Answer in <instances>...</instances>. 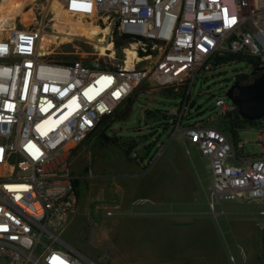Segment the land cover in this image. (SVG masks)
<instances>
[{"label":"built area","instance_id":"obj_1","mask_svg":"<svg viewBox=\"0 0 264 264\" xmlns=\"http://www.w3.org/2000/svg\"><path fill=\"white\" fill-rule=\"evenodd\" d=\"M53 1L55 16L89 19L107 31L102 41L85 35L93 48L75 45L74 59L51 56L45 23L0 34V264H100L62 238L78 207L72 158L140 87L183 97L173 130L187 152L190 143L209 160L212 209L227 196L264 200V120L250 125L259 152L245 153L246 140L237 137L244 126L235 136L225 128L242 117L227 89L214 94L223 121L183 124L199 77L236 61L219 58L254 57L264 67V0ZM125 34L120 55L115 37ZM133 45L136 58L128 53Z\"/></svg>","mask_w":264,"mask_h":264},{"label":"rangeland","instance_id":"obj_2","mask_svg":"<svg viewBox=\"0 0 264 264\" xmlns=\"http://www.w3.org/2000/svg\"><path fill=\"white\" fill-rule=\"evenodd\" d=\"M53 3L0 0V33L45 23L49 33L43 43L52 57L74 59L77 46L91 50L93 46L84 43L85 35L63 41L59 35L57 42L53 40L51 34L57 35ZM60 16L57 21H63ZM62 17L67 23L97 26L89 19ZM118 52L121 55L122 50ZM251 71L247 60L238 59L199 77L189 99L191 115L183 124L223 121L216 96L229 89L239 73ZM164 89H137L130 115L109 128L119 145L104 144L95 134L79 146L77 154L84 150V175L77 178L78 207L62 238L100 264H264V227L258 224L264 221L260 214L264 200L227 196L214 209L209 206V160L190 143L187 152L180 134L174 133L171 117L183 97ZM211 94L216 96L210 98ZM147 111L165 112L170 118L148 116ZM237 137L246 140L245 153L259 152L258 133L250 125L240 128ZM128 145L137 148L128 152ZM154 154L156 165L144 171ZM139 159L145 165L137 166Z\"/></svg>","mask_w":264,"mask_h":264},{"label":"trees","instance_id":"obj_3","mask_svg":"<svg viewBox=\"0 0 264 264\" xmlns=\"http://www.w3.org/2000/svg\"><path fill=\"white\" fill-rule=\"evenodd\" d=\"M129 40H130V36L127 34L121 35V36L116 35V37H115L116 48L120 49L122 46L126 45ZM219 59L227 61L229 59L238 60V59H244V58L242 56H239V55L231 54V55L221 57ZM245 60H247L249 65H251L252 67H261L259 65L257 59L254 57H248L247 59L245 58ZM254 77H255V75H252L251 73H239L237 75V79L242 84H246V83L251 82L254 79ZM164 91H165V93L170 94V95L174 94V90L170 89V88H165ZM137 93H138L137 91L134 93V97L137 95ZM134 97L130 98L128 103L121 110L117 111L114 115H112L110 117H106L102 120L97 131L94 133V134H97V136L100 140H102L103 142H106V143H111L113 145H119L120 144L117 135L112 136V135H110V133L107 130L111 127L112 122H114L118 119H120V120L125 119L130 115V113L132 111ZM157 114H160V116L162 118H165L167 120L170 118L169 115H167L166 113L161 112V111H159V113H155L153 111H147L148 116H156ZM171 118H173L172 119L173 123H176L177 115L174 114V116ZM263 120L264 119H260V120H256V121H247V120L243 119L242 117H240L239 114H237L235 120L230 119L227 122L225 121L226 122L225 128L229 132H231L233 136H235L236 135V127L244 126V125H254V124H257ZM202 121L205 122L207 120L203 119ZM135 148H136V145H128L127 151L129 152L130 150H134ZM76 184H77V180L75 181V185Z\"/></svg>","mask_w":264,"mask_h":264},{"label":"water","instance_id":"obj_4","mask_svg":"<svg viewBox=\"0 0 264 264\" xmlns=\"http://www.w3.org/2000/svg\"><path fill=\"white\" fill-rule=\"evenodd\" d=\"M251 74L255 77L249 83L242 84L236 79L227 95L238 106L243 119L256 121L264 119V67H252Z\"/></svg>","mask_w":264,"mask_h":264},{"label":"bare ground","instance_id":"obj_5","mask_svg":"<svg viewBox=\"0 0 264 264\" xmlns=\"http://www.w3.org/2000/svg\"><path fill=\"white\" fill-rule=\"evenodd\" d=\"M52 7H53V10L55 12L59 10L58 9L59 6H58L57 1H54ZM64 14L65 13H61V16H60V19L63 21H57L58 16H56V22L53 24V29L54 30L58 29V31L60 33H62V35H63L62 41L63 40H70L73 36H79V35H87V36H90V37H92L96 40H99V41L103 40V38L99 35V33L100 32L106 33L107 29H101L100 27L92 25V24L86 25L85 23H81L80 21H71L72 23H67L69 21L64 22V19H62L63 18L62 16ZM64 17H66V16H64ZM0 34H2V33H0ZM44 39H45V36L43 38V41H45ZM55 39H56V36H55V38H53V40L55 41ZM53 40L51 39L52 42H53ZM45 44H46V42L44 43V45ZM48 44H49V42H48ZM107 46H108V48H111L113 45H112V43H109V44H107ZM135 46L136 45H133L132 48L128 49V53L130 54L131 58L137 57L138 52L136 51Z\"/></svg>","mask_w":264,"mask_h":264},{"label":"crops","instance_id":"obj_6","mask_svg":"<svg viewBox=\"0 0 264 264\" xmlns=\"http://www.w3.org/2000/svg\"><path fill=\"white\" fill-rule=\"evenodd\" d=\"M165 113V112H164ZM167 115H169V117H170V114H168V113H166ZM173 121V120H172ZM110 130L111 129H109V130H107L109 133H111L110 132ZM181 137V136H180ZM181 140H182V138H181ZM102 141V140H101ZM102 143H104V144H106V142H103L102 141ZM80 146V145H79ZM195 146V145H194ZM196 147V146H195ZM79 148V147H78ZM77 148V149H78ZM136 148H137V145H136ZM135 148V149H136ZM134 149V150H135ZM156 155L154 154V155H152L151 156V158H150V160H148V162L146 163V165H145V163L144 162H146L144 159H139V161H136V163L138 164L137 166H140V164H142V163H144V165L145 166H149V167H147L144 171H146V170H148V169H151L152 168V166L153 165H156V163L155 164H152V162L153 161H155L156 160ZM204 157V156H203ZM133 158H135V157H133ZM83 167H84V150H81V152L80 153H78L77 154V150L75 151V153H74V156H73V158H72V164H71V168H72V172H73V174L78 178V177H82L83 175H84V172L82 173V169H83ZM91 176V175H90ZM79 199V198H78ZM212 200V197H211V194H210V198L208 199V201H209V206H210V201ZM223 200V199H222ZM219 203H221V200H220V202ZM215 208V207H214ZM262 211V210H261ZM217 214V213H216ZM244 230H245V232L247 233V235H249V230L247 229V228H244ZM74 248V247H73ZM76 249V248H75ZM79 251V250H78ZM81 252V251H80Z\"/></svg>","mask_w":264,"mask_h":264}]
</instances>
